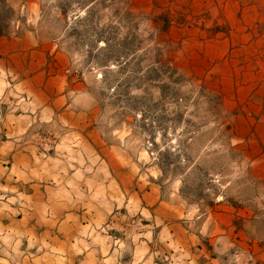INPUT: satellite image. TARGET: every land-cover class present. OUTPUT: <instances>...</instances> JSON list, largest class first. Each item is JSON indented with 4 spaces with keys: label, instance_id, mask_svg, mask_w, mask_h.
<instances>
[{
    "label": "rangeland",
    "instance_id": "1",
    "mask_svg": "<svg viewBox=\"0 0 264 264\" xmlns=\"http://www.w3.org/2000/svg\"><path fill=\"white\" fill-rule=\"evenodd\" d=\"M17 22L39 77L0 73V264H261L235 126L264 120V0H0Z\"/></svg>",
    "mask_w": 264,
    "mask_h": 264
},
{
    "label": "crops",
    "instance_id": "2",
    "mask_svg": "<svg viewBox=\"0 0 264 264\" xmlns=\"http://www.w3.org/2000/svg\"><path fill=\"white\" fill-rule=\"evenodd\" d=\"M24 7L25 5L21 4L20 1L19 3L17 2L18 10L23 11ZM20 28L21 24L17 22L16 31L12 33H0V73L4 74L5 78L9 79L37 78L39 75L31 74L32 72L29 68L25 70L26 74L22 75V57L26 56V65L28 58L37 52L35 49L33 50V48L38 45V42L35 40L32 46V31L28 30L21 34ZM243 123L245 125H243ZM235 127H237L238 142L242 140H247L249 142L251 151H248L247 157H249L251 161L250 164L253 166V174L264 180V120L258 122L252 119L249 122V120L245 118L242 124L241 121H239V125ZM241 128H243V130H241ZM251 216L252 214L249 217ZM241 238L248 239L249 236L241 231ZM254 245V253H264V243L262 245ZM261 264H264V258H262Z\"/></svg>",
    "mask_w": 264,
    "mask_h": 264
},
{
    "label": "trees",
    "instance_id": "3",
    "mask_svg": "<svg viewBox=\"0 0 264 264\" xmlns=\"http://www.w3.org/2000/svg\"><path fill=\"white\" fill-rule=\"evenodd\" d=\"M2 31H1V28H0V33H1Z\"/></svg>",
    "mask_w": 264,
    "mask_h": 264
}]
</instances>
